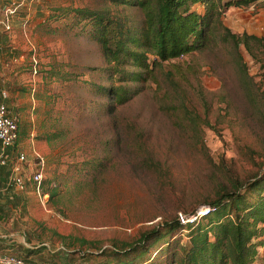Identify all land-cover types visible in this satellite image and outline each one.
I'll list each match as a JSON object with an SVG mask.
<instances>
[{"label":"rangeland","instance_id":"1","mask_svg":"<svg viewBox=\"0 0 264 264\" xmlns=\"http://www.w3.org/2000/svg\"><path fill=\"white\" fill-rule=\"evenodd\" d=\"M4 7L13 13L7 16ZM54 8L122 12L120 5L104 0H0V21L10 26L0 28V35L9 37L7 49L15 60L6 70V104L16 114L21 110L16 149L26 158L24 180L41 158L43 180L53 177L52 186L60 188L54 205L47 193L46 201L38 199L34 185L23 189L31 203L21 228L32 233L35 243L74 251L73 258L87 264L104 261L97 258L104 249L110 254L115 246L133 244L158 228L161 237L146 243L147 253L133 264L152 259L166 264L168 255L156 254L168 251L183 232L162 229L175 211L229 186V175L243 180L264 165V53L256 46L250 53L242 46L235 52L219 45L164 63L156 70L157 82L129 84L130 99L107 113L98 107L106 99L91 85L82 86L84 80L110 84L93 70L105 64L90 21L66 29L65 19L46 21ZM222 26L234 34L264 37V0L228 8ZM50 67L66 75L46 91L42 72ZM37 90L41 99L34 98ZM66 99L80 116H62ZM180 103L200 116L197 136L182 126ZM86 159L94 168L101 166L80 167ZM193 218L180 216L182 223Z\"/></svg>","mask_w":264,"mask_h":264},{"label":"trees","instance_id":"2","mask_svg":"<svg viewBox=\"0 0 264 264\" xmlns=\"http://www.w3.org/2000/svg\"><path fill=\"white\" fill-rule=\"evenodd\" d=\"M104 1L120 5L122 12L115 13L110 8H54L51 9L54 14H50L46 21L65 19L66 29L78 28L83 21H90L92 38L98 44L105 64L93 70L101 75V80L110 79V84L104 86L96 81L84 80L82 86L86 88L91 85L95 94L106 99L98 103V107L103 106L107 113L130 99L134 91L129 84L157 82L156 70L162 68L164 63L182 59L193 52H210L219 45L228 46L235 52L242 46L250 53L251 46H256L264 53V37L234 34L222 26V16L228 8H246L256 0ZM126 10L136 14L133 15L132 11L127 13ZM237 57L241 58L239 53ZM42 74L41 83L46 91L54 80L63 79L66 75L54 67ZM38 91L33 93L35 99H41ZM28 105L29 110L31 104ZM180 108L184 117L182 126H186V132L197 136L198 122L202 121L200 116L188 110L184 103H180ZM34 112L38 110L34 109ZM69 112L80 116L78 108L67 102L61 114L67 116ZM16 120L19 136L21 128L18 118ZM204 120L201 123L208 127ZM78 165H93L94 170L101 166L97 164L94 168L93 161L89 159ZM258 170L243 180L229 175V186L222 185L188 208L176 210L172 221L162 225V229L165 234L177 229L186 233L181 232L174 246H167L170 247L168 251L163 252L162 248L156 255H168L165 256L166 264H264V165ZM54 181L53 177H46L41 187L42 193L49 195L48 201L52 205L57 203L60 193L58 184L52 186ZM202 208L208 211L198 217V209ZM180 216L184 220L195 219L182 223ZM159 235L156 228L141 234L133 244L115 246L110 254L104 249L97 258L106 259L99 264H133L147 253L149 246L145 250V244L161 237ZM183 239L188 240L183 243ZM134 253H139L136 258H127ZM147 264H154L153 259Z\"/></svg>","mask_w":264,"mask_h":264},{"label":"crops","instance_id":"3","mask_svg":"<svg viewBox=\"0 0 264 264\" xmlns=\"http://www.w3.org/2000/svg\"><path fill=\"white\" fill-rule=\"evenodd\" d=\"M6 22L5 20L0 21V28L4 29L3 31H7L5 29ZM9 41V37L0 35V102H4L5 104L9 95L8 90H10L8 89L10 88V86L8 87V84L10 85V75L7 74L6 70L15 63L14 58L11 57L13 52H9L7 49ZM3 93L6 99H3ZM8 111L12 117L17 119L16 112H12L9 109ZM22 152L17 149L15 151L8 150L7 154L11 161L15 162L16 155ZM23 164H26L25 161L19 163L21 168L20 174L23 178H26L24 174L26 170ZM33 167L34 171H36L38 163L36 167ZM33 167L31 168L32 174L34 173ZM10 175L11 167L0 169V254L20 257L26 264H87V260H76L72 256V251L63 247L54 248L38 244L39 242L35 243L32 233L25 230L26 228H21L20 222H24V218L29 216L28 211L31 203L29 193L23 192V189H32L33 183L30 181V177H28L26 181L24 180L25 186L22 188L10 185L8 184ZM36 196L38 199L40 198L39 195ZM32 198L35 197L32 196ZM43 200L46 201V198ZM15 223H17L16 227H14ZM7 226H11V228L8 229Z\"/></svg>","mask_w":264,"mask_h":264},{"label":"built area","instance_id":"4","mask_svg":"<svg viewBox=\"0 0 264 264\" xmlns=\"http://www.w3.org/2000/svg\"><path fill=\"white\" fill-rule=\"evenodd\" d=\"M5 8V7H4ZM12 11H9L5 8V14L9 16ZM10 26L5 25V29L9 30ZM3 99L5 98V94H2ZM18 140V127L16 118L12 117L7 109V105L4 102H0V169L5 167H11V175H10V184L17 187H22L24 184V178L20 174L21 168L19 163H22L26 160L24 154L18 153L15 157V163L12 162L10 157H8L7 151H15L16 143ZM43 169H44V161L39 158L38 168L32 176L30 177V181L34 185V189L36 194L45 199L47 196L42 193L41 184L43 180ZM8 180V181H9ZM208 209H202L198 211L197 216H203L207 213ZM195 219V218H193ZM0 264H26V262L17 256L4 255L0 254Z\"/></svg>","mask_w":264,"mask_h":264}]
</instances>
